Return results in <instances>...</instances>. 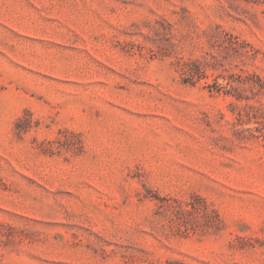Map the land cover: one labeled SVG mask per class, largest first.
Wrapping results in <instances>:
<instances>
[{"label":"rangeland","instance_id":"obj_1","mask_svg":"<svg viewBox=\"0 0 264 264\" xmlns=\"http://www.w3.org/2000/svg\"><path fill=\"white\" fill-rule=\"evenodd\" d=\"M0 264H264V0H0Z\"/></svg>","mask_w":264,"mask_h":264}]
</instances>
